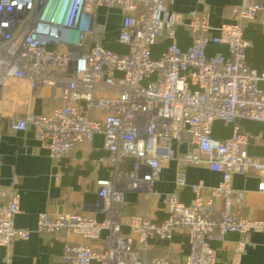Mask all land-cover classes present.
Wrapping results in <instances>:
<instances>
[{
    "label": "built area",
    "instance_id": "2783aa9c",
    "mask_svg": "<svg viewBox=\"0 0 264 264\" xmlns=\"http://www.w3.org/2000/svg\"><path fill=\"white\" fill-rule=\"evenodd\" d=\"M173 1L0 0V91L12 80H26L33 93L58 89L61 102L48 115L11 118L10 130L31 129L55 162L97 135L108 153L101 160L110 165L111 178L96 182L102 220L79 213L37 216L36 233L62 238L63 264H169L164 257L148 260L147 250L151 241L176 234L187 237L184 264H215L211 243L237 234L225 264H240L248 236L264 232V220L233 212L234 205L244 204L245 193L231 184L234 175L254 173L257 191L264 194V149L261 155L248 153L251 137L238 124H264V63L260 72L247 65L250 43L244 36L249 23L264 30V1L240 0L233 21L218 27L211 26L206 10L176 13ZM114 11L120 21L112 38L126 48L122 54L104 46ZM179 29L190 37L186 48L178 43ZM160 42L166 46L155 58ZM214 47L225 52L209 53ZM90 110L99 117H87L84 111ZM217 122L231 126L222 141L212 137ZM172 162L204 165L221 179L213 187L190 185L192 199L185 205L179 192L187 180L177 169L174 190L162 197L167 217L156 223L130 216L129 234L123 235L124 194H155V183ZM17 184L16 176L9 187L0 184V247L7 249L31 235L14 226ZM103 232L104 248L95 251L89 243Z\"/></svg>",
    "mask_w": 264,
    "mask_h": 264
},
{
    "label": "crops",
    "instance_id": "0c3cea01",
    "mask_svg": "<svg viewBox=\"0 0 264 264\" xmlns=\"http://www.w3.org/2000/svg\"><path fill=\"white\" fill-rule=\"evenodd\" d=\"M239 5L240 0H174L170 8L183 16L191 11L206 10L211 26L218 27L233 21L234 10ZM113 16L120 21L117 11L113 12ZM182 31L184 34L178 36V43L180 47L186 48L190 44V37L187 31ZM246 40L250 43L249 39ZM214 51L225 52V49L214 47L209 53ZM250 59L246 60L247 65L260 72L264 58L256 60L250 56ZM60 104L58 89L40 88L33 93L26 80H12L0 91V184L7 188L12 177L18 178L16 190L20 195L19 213L13 222L15 227L31 232L28 240H15L9 249L0 247V264H63L62 238L54 234L42 236L35 232L37 216L40 213H45L49 217L79 213L96 220H102L104 217L98 209L96 182L110 179L111 167L101 160L108 157V153L102 148L101 136L97 135L91 141L78 143L68 159L55 162L49 157L48 152L40 147L31 129L25 132L10 130L11 118L24 117L28 113L48 115ZM87 115L91 119L99 117L95 112H89ZM238 124L240 131L251 137L247 147L248 153L261 155L264 148L258 144L264 146V124L248 121H241ZM213 128L212 137L217 141L230 136L231 126L217 122ZM179 168H182L187 180V186L179 192V200L185 205L192 199L190 185L202 181L206 187H213L221 179L220 174L210 171L204 165L180 166L172 162L162 171L155 183V194L148 197L130 192L124 194L121 211L123 235L129 234L126 223L130 216H142L156 223L167 217L162 197L174 190L175 174ZM259 181V177L254 173L232 177V187L245 193L244 204L234 205L232 208L234 213L246 219L264 220V194L257 191ZM101 235L99 241L89 243L95 251L104 248L103 240L107 233L103 232ZM239 238L237 234H228L223 241L211 243L216 252L215 264L226 263ZM71 240L82 242L78 237H72ZM188 252L186 235L176 234L168 242H161L158 239L151 241L147 259L164 257L169 260V264H184L181 259ZM8 253L11 256L10 263L6 262ZM240 264H264V232L248 236V244Z\"/></svg>",
    "mask_w": 264,
    "mask_h": 264
},
{
    "label": "trees",
    "instance_id": "16d2710c",
    "mask_svg": "<svg viewBox=\"0 0 264 264\" xmlns=\"http://www.w3.org/2000/svg\"><path fill=\"white\" fill-rule=\"evenodd\" d=\"M114 21H115V19H114ZM251 25V26H250ZM260 28V31L264 34V30H263V28L261 27V26H259L258 24H256V23H249V24H247L246 25V27H245V30H244V34H245V36H246V38L247 39H249L250 40V43H251V46L248 48V56H247V52H246V60H251L250 59V50L253 48L252 46H253V43H252V39L250 38V36H254V35H256V31H257V29L258 28ZM248 28H250V30H251V33L252 34H249L250 33V30L249 31H247V29ZM183 29H179L178 30V36H181V35H183L184 33H183V31H182ZM246 31H247V35H246ZM111 34V33H110ZM113 37V35H111V38L110 39H107V40H105L104 41V46H105V48H107V49H109V50H111V51H113V52H116V53H126V48H124V47H122V46H120V45H118L117 43H116V41L112 38ZM165 46H166V43L165 42H160L159 44H158V49H157V53H156V55L154 54V52H153V57H158V55H159V53L160 52H162V50H164V48H165ZM252 57V56H251ZM253 59H256V60H262L264 57H262V58H254V57H252ZM89 112H95V111H93V110H90V111H84V113H85V115L87 116V117H89L87 114L89 113ZM96 113V112H95ZM219 123V122H218ZM219 126H221L222 127V125L221 124H219ZM214 129V128H213ZM64 160H66V159H63V160H60L59 162H61V161H64ZM130 168V163H126L125 164V169H129ZM168 241H170V240H168ZM168 241H161V242H168Z\"/></svg>",
    "mask_w": 264,
    "mask_h": 264
},
{
    "label": "rangeland",
    "instance_id": "374dc122",
    "mask_svg": "<svg viewBox=\"0 0 264 264\" xmlns=\"http://www.w3.org/2000/svg\"><path fill=\"white\" fill-rule=\"evenodd\" d=\"M114 19L115 18L112 17V21L109 22V30H110L111 35L116 34V31L118 30V26H119V19L116 18L115 21H114ZM249 30H250V28L247 29V31H249ZM247 31H246V35L248 34ZM249 34H252L251 30H250ZM250 38L252 39V43H253V46H252L253 48L250 50V55L254 58L264 57V34L260 31V28L257 29L256 35L250 36ZM157 49H158V47L156 46L154 48V54L155 55L157 53Z\"/></svg>",
    "mask_w": 264,
    "mask_h": 264
}]
</instances>
